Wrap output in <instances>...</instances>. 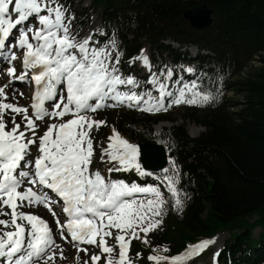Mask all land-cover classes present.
Listing matches in <instances>:
<instances>
[{"label": "snow or ice", "instance_id": "obj_1", "mask_svg": "<svg viewBox=\"0 0 264 264\" xmlns=\"http://www.w3.org/2000/svg\"><path fill=\"white\" fill-rule=\"evenodd\" d=\"M73 19L60 0H0V60L11 65L18 59L12 49L23 50V71L17 76L15 66H11L7 74L21 82L30 79L35 85L31 115L29 107L8 102V85L0 86V217H7L0 218V264H56L57 248L60 258H64L49 223L21 211L38 206L52 214L55 233L65 242L70 237L78 252L89 251L81 245L99 249L90 256L91 264H99L101 259L104 264H135L129 255L132 241L149 244L148 234L163 224L168 201L158 186L114 180L93 168L96 138L91 133L107 122L89 114L119 106L156 113L181 104L204 107L217 100L213 91H205L197 80L182 83L174 93L166 83L173 77L170 69L159 74L163 80L152 73L147 81L158 96L149 90L137 93L134 89L139 83L135 77H125L121 72L124 52L115 34L101 46H96L99 41L92 34L77 40L72 31ZM97 32L104 35L103 30ZM135 61H141L151 72L145 50L129 63ZM187 71L191 73L192 69ZM12 99H16L15 94ZM17 116L21 117L20 123ZM6 117H10L11 127ZM46 118L59 122L48 124L38 136L36 122ZM108 141L100 162L114 163L107 170L109 174L134 170L140 177L152 175L138 162L141 146L123 139L114 127ZM33 145L38 156L31 151ZM171 163L172 169L164 168L165 175L158 179L170 194L173 207L182 212L179 172L175 161ZM56 204L62 210L59 214L53 211ZM61 217H65L63 223ZM113 230L115 246L108 244ZM214 243L205 240L171 257L156 248L147 260L153 264H186ZM169 251L162 249L163 253ZM218 257L219 252L214 253L217 264ZM139 258L137 253L135 259Z\"/></svg>", "mask_w": 264, "mask_h": 264}, {"label": "trees", "instance_id": "obj_2", "mask_svg": "<svg viewBox=\"0 0 264 264\" xmlns=\"http://www.w3.org/2000/svg\"><path fill=\"white\" fill-rule=\"evenodd\" d=\"M203 2L213 10L215 22L205 31L191 29L183 13ZM96 15L104 21L105 40L115 34L126 63L149 48L167 54L177 65L191 57L188 47H196L198 67L194 73L173 68V81L180 83L169 89L175 93L182 83L197 80L217 96L212 104L188 108L180 125L167 111L128 107L99 119L107 122L95 131L102 139L114 127L129 142L161 145L167 168L175 161L179 172L182 212L173 207L158 179L165 173L141 177V182L160 187L168 203L163 224L148 234L149 244L134 239L129 255L135 262L153 264L147 260L153 249L171 257L229 234L218 264H264V0H92L82 19ZM231 93L236 98L229 97ZM161 122L173 124L157 133L155 126ZM187 123L204 131L192 138ZM256 228L261 231L253 242ZM163 248L170 251L163 253Z\"/></svg>", "mask_w": 264, "mask_h": 264}, {"label": "rangeland", "instance_id": "obj_3", "mask_svg": "<svg viewBox=\"0 0 264 264\" xmlns=\"http://www.w3.org/2000/svg\"><path fill=\"white\" fill-rule=\"evenodd\" d=\"M92 0H67L66 2H63L62 0H60V3L63 4L67 9L68 12L75 17V19L72 20V31L73 34L76 35L77 40H82L84 38H86L88 35L92 34L93 35V39L98 41V39L100 38H104L102 39L99 44H97L96 46H101L106 40V30H105V26H104V21L102 20V18L98 15L94 16L91 20L90 19H82V15H83V9L88 10L90 7ZM97 29L103 30L104 35L101 36L99 34V32H97ZM166 44H170L172 46L173 49H179V46L177 44L174 43H166ZM189 54L191 55L190 58L185 59V60H179L178 64L175 65L174 62L170 59V57L167 54L161 55L159 53L153 52L152 50H150L149 48H147L145 50V55H147L150 64H151V72H149L148 69L144 68L142 66L141 61H135L134 63H126L123 61V59H121V64H120V68H121V72L123 74V76H133L135 77V79L137 80V82L139 83V87L135 88L134 90L137 93H140L142 91L145 90H149L152 91V95L154 97L158 96V93L154 90V86L152 84H149L147 82H145V75H149L151 76L152 73H156L157 76L159 77V79L163 80L164 78L162 76H160L159 74L161 73V71L166 72L167 70H172L173 68H177V70L182 71L185 70L186 72L187 69H192L191 73H194V71L196 70V68L198 67V61L196 59V57L198 56V49L196 47H188ZM181 52L185 53L186 52V48H181ZM23 50L20 49V51H16L17 56L22 55ZM203 55H206L207 52H201ZM154 59H156V61H159V63L157 64L156 62H154ZM251 65H257L256 62H253ZM11 66H15L16 68V75L19 76L21 74V72L23 71L22 65H20L19 59H17L16 65H4L2 69V71L0 72V80L4 81V83L10 84V88L9 91L5 90L7 92H10L13 96V94H15L16 97V101L18 103H20V105L27 107L28 105V87H29V82L27 81V83H22V85H15L14 83L16 82H20L19 80H13L12 78H9L8 74H7V69L8 67ZM4 78V79H3ZM171 86L173 83V77L171 81H167L166 82ZM177 87H174V90H176ZM121 90H127V89H121ZM21 93H23V95H20ZM9 95V93H8ZM229 97L231 98H236V96L234 94H229ZM237 99H239L237 97ZM14 100V101H15ZM166 104H167V99H166ZM123 108H126L125 106H119V107H115V108H105L104 110H100L97 113H90L89 115L92 116L93 119L95 120H99L101 117H103L105 114H107L110 110H121ZM188 108H191V106L185 105V104H181L180 106H172L171 108H169L167 110V114H170L172 116V118L177 119L176 124H181L182 121V115H184L186 112V110ZM30 114V113H29ZM31 115V114H30ZM71 117H65V119H70ZM6 119L9 120V127H11V123H10V117H6ZM17 123L21 122V117L17 116L16 117ZM59 121L56 120H45L43 122H36L39 125V129L37 132V135H42L43 132L46 130L47 125L50 123H58ZM173 123L171 122H165L163 124H158L155 126V131L157 133H161L163 127H170ZM21 130H23V124H21ZM186 130L188 132V134L194 138V137H198L202 132V128L199 126H196L193 123H187L186 124ZM95 128L93 129L91 135L93 137H95L96 139L93 142V147L95 150V155L93 156V168L95 169H99L101 171V173L103 175H105L106 177H110L111 179L114 180H123L126 183L131 184L132 182H135L141 186H147V185H152V184H147L145 183V179H144V183L141 182V179H139V175L137 174L136 177L135 175V171H120V172H112L111 174L108 173V169L111 167H114V163H102L100 162V154L101 151L107 147V144L109 141H106V139H108L109 136L112 135V132L110 131V133L104 136L106 137V139H102V136H99L100 134H95ZM29 136H31V133L28 134ZM132 143V142H130ZM134 145H137L135 143H132ZM33 155L38 156L39 154L36 151V145L32 146L31 149ZM140 158V155L138 157V162ZM107 159V157H105V160ZM128 179V180H127ZM156 186V185H153ZM39 210V211H38ZM5 211H8V209H5ZM21 211L24 212H31L33 214L38 213L41 214L42 217L46 216L44 215V208L41 206L38 207H34V208H23L21 209ZM38 211V212H36ZM3 219H7V217H0ZM50 219V218H49ZM255 220V218L252 220V222ZM54 226V230H55ZM260 228H256L253 231V242H257L258 237H259V233H260ZM116 234V230H113V238L108 239V244L111 246H115L116 241L114 239V236ZM56 235H58V241L60 242V247L63 249V259L60 258V248L56 249V264H84L85 260H81V259H77L76 253H85L84 251H79L77 250L76 247H74L72 244L65 242L64 240L60 239L59 234L56 233ZM215 238H218L220 240H218L216 242V244H214L213 246L215 247H209L206 250H204L200 255H199V259H198V263L199 264H213L214 262V253L219 252V255L222 253V251L225 248V244L226 241L229 239V234L226 235H220L217 236ZM213 238V239H215ZM107 239V238H106ZM89 247H94V246H86V248ZM118 251V249H117ZM90 253V254H89ZM88 253V256L90 258V255L93 254V251H90ZM99 253V249L96 250L97 254ZM85 256V255H84ZM83 256V259H85L86 257ZM88 258L89 264H91L90 259ZM219 258V257H218ZM80 260V261H79ZM141 262V263H140ZM140 264H148L147 262H145L144 260L142 261L141 259L139 260ZM99 264H104V260L101 259V261L99 262Z\"/></svg>", "mask_w": 264, "mask_h": 264}, {"label": "water", "instance_id": "obj_4", "mask_svg": "<svg viewBox=\"0 0 264 264\" xmlns=\"http://www.w3.org/2000/svg\"><path fill=\"white\" fill-rule=\"evenodd\" d=\"M183 16L189 27L198 31L208 30L215 22L214 12L205 2L186 10ZM202 129L204 131V128ZM139 146H141L140 162L147 171L158 174L168 166L165 147L154 143L139 144Z\"/></svg>", "mask_w": 264, "mask_h": 264}, {"label": "bare ground", "instance_id": "obj_5", "mask_svg": "<svg viewBox=\"0 0 264 264\" xmlns=\"http://www.w3.org/2000/svg\"><path fill=\"white\" fill-rule=\"evenodd\" d=\"M17 50H19V49H17ZM16 62H17V60L16 61H14V62H12V64L11 65H16ZM4 65H8V63L6 62V61H3V60H0V72L2 71V69L1 68H3L4 67ZM20 65H21V62H20ZM5 68V67H4ZM10 78V77H9ZM4 79V78H3ZM27 81H28V79L27 80H25L23 83H27ZM15 85H22V83H20V82H16V83H14ZM4 85H8V88H6L5 90H8L9 91V88H10V84H7V83H4V81H2V80H0V86H4ZM7 92V91H6ZM7 93H9V101L8 102H12V103H17V101L15 100H13L12 99V94L10 93V92H7ZM19 105H20V103H19ZM20 106H22V105H20ZM30 115V114H29ZM203 130V129H202ZM39 211V210H38ZM38 211H36V212H38ZM36 215H38V216H40L41 218H43V219H45L48 223H49V225H50V227H52L53 228V224L51 223V221H50V219L49 218H45V217H42L41 216V214H39V212L38 213H35ZM53 230H54V228H53ZM54 234H55V238H56V241H57V243L58 244H60V242L58 241V235H56V233H55V230H54ZM212 240H214L215 241V243L214 244H216V242L218 241V240H220V239H218V238H215V239H212ZM214 244H211L209 247H212ZM208 247V248H209ZM213 247H215V246H213ZM89 249V251H88V253L90 252V251H93V254H95L96 253V250L98 249V248H96L95 246L94 247H89L88 248ZM88 253L87 254H85V253H76V256L78 257L79 256V259H81V260H85V261H88V258H89V256H88ZM90 254V253H89ZM92 254V255H93ZM85 255V256H84ZM83 256L84 257H86L85 259H83ZM91 256V255H90ZM80 261V260H79Z\"/></svg>", "mask_w": 264, "mask_h": 264}]
</instances>
